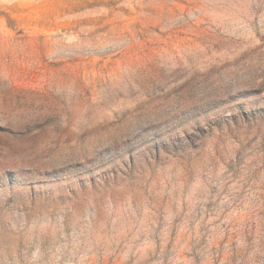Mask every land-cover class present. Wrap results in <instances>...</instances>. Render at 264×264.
<instances>
[{
    "label": "rangeland",
    "instance_id": "1",
    "mask_svg": "<svg viewBox=\"0 0 264 264\" xmlns=\"http://www.w3.org/2000/svg\"><path fill=\"white\" fill-rule=\"evenodd\" d=\"M0 264H264V0H0Z\"/></svg>",
    "mask_w": 264,
    "mask_h": 264
}]
</instances>
